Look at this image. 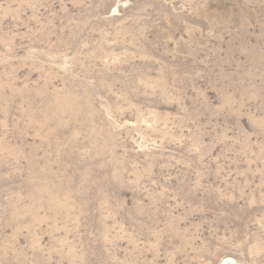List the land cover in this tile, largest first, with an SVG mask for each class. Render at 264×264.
<instances>
[{"label":"rangeland","instance_id":"obj_1","mask_svg":"<svg viewBox=\"0 0 264 264\" xmlns=\"http://www.w3.org/2000/svg\"><path fill=\"white\" fill-rule=\"evenodd\" d=\"M264 264V0H0V264Z\"/></svg>","mask_w":264,"mask_h":264},{"label":"bare ground","instance_id":"obj_2","mask_svg":"<svg viewBox=\"0 0 264 264\" xmlns=\"http://www.w3.org/2000/svg\"><path fill=\"white\" fill-rule=\"evenodd\" d=\"M227 262H228V261H226V262H223L222 264H230V262H228V263H227Z\"/></svg>","mask_w":264,"mask_h":264},{"label":"water","instance_id":"obj_3","mask_svg":"<svg viewBox=\"0 0 264 264\" xmlns=\"http://www.w3.org/2000/svg\"><path fill=\"white\" fill-rule=\"evenodd\" d=\"M228 263V262H227ZM230 264H233L232 262H230Z\"/></svg>","mask_w":264,"mask_h":264}]
</instances>
